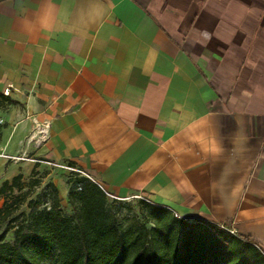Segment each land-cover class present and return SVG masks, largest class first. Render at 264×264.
<instances>
[{"label": "crops", "instance_id": "0c3cea01", "mask_svg": "<svg viewBox=\"0 0 264 264\" xmlns=\"http://www.w3.org/2000/svg\"><path fill=\"white\" fill-rule=\"evenodd\" d=\"M48 2L0 0V185L61 165L264 254V0Z\"/></svg>", "mask_w": 264, "mask_h": 264}, {"label": "trees", "instance_id": "16d2710c", "mask_svg": "<svg viewBox=\"0 0 264 264\" xmlns=\"http://www.w3.org/2000/svg\"><path fill=\"white\" fill-rule=\"evenodd\" d=\"M12 104L0 92V110ZM108 198L81 177L68 189L66 213L53 183L31 198L21 174L2 182L0 264H264L253 243L220 226L145 201L140 215L120 219Z\"/></svg>", "mask_w": 264, "mask_h": 264}, {"label": "rangeland", "instance_id": "374dc122", "mask_svg": "<svg viewBox=\"0 0 264 264\" xmlns=\"http://www.w3.org/2000/svg\"><path fill=\"white\" fill-rule=\"evenodd\" d=\"M21 159L8 160L7 163L15 162L17 164L29 163L25 162L26 157H20ZM8 164V165H9ZM30 165H35V163L30 162ZM39 166L33 167V169L28 172V169L25 168L21 174L22 175V191L28 192L31 198H34L37 194H39L48 183H53L59 193V197L61 199V206L63 207L66 213L69 212V207L67 205V192L71 185L74 184L76 179L81 177H86L82 173L78 171H72L61 165H53L48 163L37 164ZM1 176L0 181L3 178H8L11 176V171L1 168ZM12 180V178L10 179ZM36 181L37 185L35 187L30 186V182ZM76 186L80 187L79 184ZM140 201H144L143 198L139 195H135L134 197L128 199H113L111 197L108 198V205L112 208V210L116 213V215L120 218L130 217L133 214H141V204ZM3 200L0 199V207L2 205ZM174 215V214H173ZM177 217L176 215H174ZM7 239H11V235L9 234Z\"/></svg>", "mask_w": 264, "mask_h": 264}, {"label": "clouds", "instance_id": "9594fccd", "mask_svg": "<svg viewBox=\"0 0 264 264\" xmlns=\"http://www.w3.org/2000/svg\"><path fill=\"white\" fill-rule=\"evenodd\" d=\"M74 11V4L72 0H67V3H62L60 7V11L56 14L53 12V4L51 0L47 4L44 5L41 14L39 15L36 23L39 24V27L44 32H49L55 24H58L67 19V16L70 15ZM102 13L98 9H94L87 15L88 20L98 19ZM81 21H84V16L81 17ZM32 23H28L25 27L28 30H31ZM212 151H217L215 147L211 148Z\"/></svg>", "mask_w": 264, "mask_h": 264}, {"label": "built area", "instance_id": "2783aa9c", "mask_svg": "<svg viewBox=\"0 0 264 264\" xmlns=\"http://www.w3.org/2000/svg\"><path fill=\"white\" fill-rule=\"evenodd\" d=\"M4 95H7V92H5ZM45 128L47 129V128H48V125H46ZM45 133H46V132H44V133H40V135H42L43 138H44V137L46 138ZM1 157H2V158H5V159H8V160H14V159H17V158L10 157V156H6V155H2ZM65 168H67V169H69V170H72V171H76V170H74V169H72V168H68V167H65ZM85 176H86V175H85ZM86 177H87L89 180L92 181V179H91L89 176H86ZM92 182H93V181H92ZM97 186L103 191V189H102L99 185H97ZM107 196H108V195H107ZM222 228L225 229V230H227V231H229V233H231V234L234 233L233 231L228 230V229L225 228V227H222Z\"/></svg>", "mask_w": 264, "mask_h": 264}]
</instances>
